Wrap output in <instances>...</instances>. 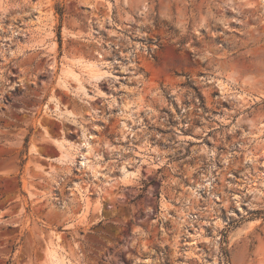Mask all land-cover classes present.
I'll use <instances>...</instances> for the list:
<instances>
[{"label": "rangeland", "instance_id": "374dc122", "mask_svg": "<svg viewBox=\"0 0 264 264\" xmlns=\"http://www.w3.org/2000/svg\"><path fill=\"white\" fill-rule=\"evenodd\" d=\"M0 264H264V2L0 0Z\"/></svg>", "mask_w": 264, "mask_h": 264}, {"label": "trees", "instance_id": "16d2710c", "mask_svg": "<svg viewBox=\"0 0 264 264\" xmlns=\"http://www.w3.org/2000/svg\"><path fill=\"white\" fill-rule=\"evenodd\" d=\"M56 14L59 16V18H61V16H62V10L59 9V8H57V9H56ZM58 39H59V41H60V37H59V35H58Z\"/></svg>", "mask_w": 264, "mask_h": 264}, {"label": "bare ground", "instance_id": "6f19581e", "mask_svg": "<svg viewBox=\"0 0 264 264\" xmlns=\"http://www.w3.org/2000/svg\"><path fill=\"white\" fill-rule=\"evenodd\" d=\"M262 1L264 2V0H262ZM86 67H87V69H88V67H89V68H91V66H86ZM95 67H96L95 65H94V66H92V68H93V69H94ZM92 68H91V69H92ZM90 71H94V72H95V71H97V70H96V69H94V70H90ZM122 112H124V111H122ZM129 112H130V110H129ZM126 176H127V175H126Z\"/></svg>", "mask_w": 264, "mask_h": 264}]
</instances>
